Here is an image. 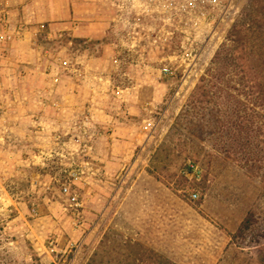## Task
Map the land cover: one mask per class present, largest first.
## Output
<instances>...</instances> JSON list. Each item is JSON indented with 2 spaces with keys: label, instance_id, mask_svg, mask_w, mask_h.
I'll return each instance as SVG.
<instances>
[{
  "label": "rangeland",
  "instance_id": "1",
  "mask_svg": "<svg viewBox=\"0 0 264 264\" xmlns=\"http://www.w3.org/2000/svg\"><path fill=\"white\" fill-rule=\"evenodd\" d=\"M122 1L0 3V264H264V169L182 115L212 57H264V0L164 45Z\"/></svg>",
  "mask_w": 264,
  "mask_h": 264
},
{
  "label": "trees",
  "instance_id": "2",
  "mask_svg": "<svg viewBox=\"0 0 264 264\" xmlns=\"http://www.w3.org/2000/svg\"><path fill=\"white\" fill-rule=\"evenodd\" d=\"M234 41L244 38L237 33ZM250 58L212 57L182 115H192V135L200 144L218 142L230 161L259 171L264 169V57ZM232 79L247 90L230 86Z\"/></svg>",
  "mask_w": 264,
  "mask_h": 264
},
{
  "label": "built area",
  "instance_id": "3",
  "mask_svg": "<svg viewBox=\"0 0 264 264\" xmlns=\"http://www.w3.org/2000/svg\"><path fill=\"white\" fill-rule=\"evenodd\" d=\"M235 2L236 0H123L118 6L120 10L130 14L157 15L162 26L152 38V42L164 45L168 43L171 35V32L167 30V25H171L176 19L185 18L194 27H202L211 31L231 14ZM6 28L5 14L3 10H0V44L5 42ZM197 55V51L191 49L185 51L181 57H198ZM190 167L192 175L197 176V167L193 165ZM61 191L67 193V186L62 184ZM190 198L195 199L196 193H192Z\"/></svg>",
  "mask_w": 264,
  "mask_h": 264
},
{
  "label": "crops",
  "instance_id": "4",
  "mask_svg": "<svg viewBox=\"0 0 264 264\" xmlns=\"http://www.w3.org/2000/svg\"><path fill=\"white\" fill-rule=\"evenodd\" d=\"M2 2V0H0V3Z\"/></svg>",
  "mask_w": 264,
  "mask_h": 264
}]
</instances>
